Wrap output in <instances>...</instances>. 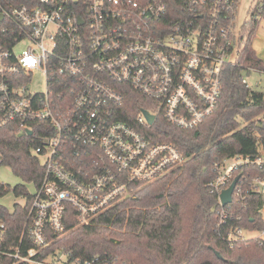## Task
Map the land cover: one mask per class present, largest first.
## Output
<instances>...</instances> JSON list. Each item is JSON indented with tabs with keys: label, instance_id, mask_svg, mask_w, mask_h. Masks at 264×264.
Masks as SVG:
<instances>
[{
	"label": "built area",
	"instance_id": "built-area-1",
	"mask_svg": "<svg viewBox=\"0 0 264 264\" xmlns=\"http://www.w3.org/2000/svg\"><path fill=\"white\" fill-rule=\"evenodd\" d=\"M187 1L189 15L172 25L163 0H0V130L32 137L44 168L17 246L6 247L8 228L0 221V254L12 264L63 256L65 264H118L69 260L63 249L40 256L53 246L51 236L69 233V207L78 227L87 226L132 184H152L186 162L175 144L154 142L137 127L148 129L161 115L181 130L199 127L216 109L224 68L237 64L241 49L239 3ZM39 73L44 92L31 88ZM132 92L151 106L134 124L117 119ZM144 111L155 116L153 124ZM251 163L264 167V158L237 156L216 165L210 188L219 201ZM250 186L236 187L233 198L242 202L251 191L264 196V180ZM226 217L219 212L221 223ZM247 232L239 228L230 238L249 239Z\"/></svg>",
	"mask_w": 264,
	"mask_h": 264
},
{
	"label": "trees",
	"instance_id": "trees-1",
	"mask_svg": "<svg viewBox=\"0 0 264 264\" xmlns=\"http://www.w3.org/2000/svg\"><path fill=\"white\" fill-rule=\"evenodd\" d=\"M163 1L172 25L189 15L187 0ZM262 17L264 0L243 26L248 33L241 36L237 64L224 68L216 109L199 127L181 130L162 115L148 129L136 126L154 142L179 147L187 157L184 165L152 184H132L122 201L87 226L78 227L76 211L69 207V233L61 238L51 236L54 244L41 258L63 249L69 260L101 257L118 264H264V196L251 191L244 201L234 197L232 204L222 207L218 194L210 188L217 176L216 165L223 160L242 156L255 162L264 158V94L243 82L245 73L264 72V61L253 48ZM141 109H151L150 102L132 92L117 119L134 124ZM37 144L32 137L20 136L11 128L0 130V168L9 167L35 189L44 176V168L33 154ZM237 176L241 177L237 190H248L256 178L264 180V167L251 163L240 168ZM25 184L13 189L25 204H15L12 211L0 204V221L8 228L7 248L18 245L28 220L34 194ZM10 191L0 181V198ZM222 210L227 217L221 223ZM239 228L263 235L231 240L230 234ZM24 243L25 249L31 246L26 238ZM12 263V258L0 254V264Z\"/></svg>",
	"mask_w": 264,
	"mask_h": 264
},
{
	"label": "rangeland",
	"instance_id": "rangeland-1",
	"mask_svg": "<svg viewBox=\"0 0 264 264\" xmlns=\"http://www.w3.org/2000/svg\"><path fill=\"white\" fill-rule=\"evenodd\" d=\"M260 3V0H240L237 7L236 15V31H241V36L246 35L248 31L243 29V26L251 19V13L253 9ZM258 27L256 30V35L253 41V48L257 52L258 56L264 61V17L258 19ZM247 31V32H246ZM245 78L247 80L250 89L264 94V72H249L245 73ZM32 90L44 92L46 89L44 75L39 73L36 74L34 80L31 84ZM0 181L9 186L11 191L5 196L0 198V204L4 205L10 211L14 210L15 204L25 203L23 198L17 197L13 192V189L23 183V181L14 174L12 169L6 166H1L0 168ZM31 194L36 193V189L32 184H25ZM259 232H247L246 236L248 238L256 237ZM48 264H65L67 259L63 256L61 259H50L47 261Z\"/></svg>",
	"mask_w": 264,
	"mask_h": 264
},
{
	"label": "water",
	"instance_id": "water-1",
	"mask_svg": "<svg viewBox=\"0 0 264 264\" xmlns=\"http://www.w3.org/2000/svg\"><path fill=\"white\" fill-rule=\"evenodd\" d=\"M144 114H145L149 124H153L155 121V116L151 115L147 111H144ZM32 134H33L32 132H29V135H32ZM240 178H241L240 176H237L235 178V180L233 181V183L231 184V186L221 194L220 201H221L222 206L226 207V206L232 204L233 194H234V191L237 187V184L240 181ZM217 255L220 257V255L218 253H217Z\"/></svg>",
	"mask_w": 264,
	"mask_h": 264
}]
</instances>
